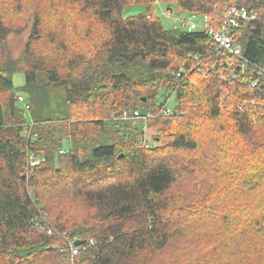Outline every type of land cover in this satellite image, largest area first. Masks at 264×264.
Instances as JSON below:
<instances>
[{
	"label": "trees",
	"instance_id": "obj_1",
	"mask_svg": "<svg viewBox=\"0 0 264 264\" xmlns=\"http://www.w3.org/2000/svg\"><path fill=\"white\" fill-rule=\"evenodd\" d=\"M237 1L257 15L229 31L239 56L156 15L218 29ZM30 24L14 59L8 39ZM184 180L192 194H177ZM169 255L264 264V0H0V264Z\"/></svg>",
	"mask_w": 264,
	"mask_h": 264
},
{
	"label": "built area",
	"instance_id": "obj_2",
	"mask_svg": "<svg viewBox=\"0 0 264 264\" xmlns=\"http://www.w3.org/2000/svg\"><path fill=\"white\" fill-rule=\"evenodd\" d=\"M162 15L165 18L172 19L173 14L171 11L163 10L161 8ZM175 18V28L180 30H186L188 32L204 31L212 36L218 44L216 48V54L221 55L223 51L228 52L229 54L239 55L241 52L240 46H234L233 40L229 31L231 28H239L242 21H250L256 19L257 15L253 12H250L246 6L242 5L241 1H237L235 5L227 6L225 9L224 21L220 25V28L216 29L210 24V20L206 15H191L189 18L185 17H176ZM200 20V22H198ZM19 102H24V98L19 96ZM170 114V111L167 112ZM140 114L136 112L135 119L140 118ZM150 117V116H149ZM145 117L144 119H147ZM145 128V127H144ZM145 130V129H144ZM43 160L36 158L34 155L30 157L29 169L35 168L40 165ZM78 240H74L71 243L72 254L76 255L79 252V248L75 246V243Z\"/></svg>",
	"mask_w": 264,
	"mask_h": 264
},
{
	"label": "rangeland",
	"instance_id": "obj_3",
	"mask_svg": "<svg viewBox=\"0 0 264 264\" xmlns=\"http://www.w3.org/2000/svg\"><path fill=\"white\" fill-rule=\"evenodd\" d=\"M161 7L159 5L156 6V15L162 20L165 28H167V29L173 28V26H175V23L177 21V20L175 21L174 16L179 17L180 15L173 13L172 19L165 18L162 15ZM162 8H163V10H167L166 7H162ZM144 10H145L144 7H130L125 11V16L136 15V14L143 12ZM198 22H200V20ZM31 24L29 25L28 29L25 30L24 32H22L21 34H12V35H10V37L8 39L11 54H12V57L14 59H17L21 56L23 50L25 49V46L28 43L29 37L31 35V30H32ZM13 81H14V85L16 87V91H18L19 89H21V87H23V85L26 82L25 75L23 73H18L16 75H14ZM159 102H163V99L159 98ZM174 104H175L174 100L171 101L172 107L174 106ZM16 106L18 108L24 107L22 103H17ZM145 130H146V137H147L149 144H153L154 138L156 137V134H157L156 133V126L150 125V126H148V129H146V127H145ZM202 180H205V178ZM209 180H210V178H209ZM184 181L185 182H183L181 184V186L178 187L177 194H179V195L182 194V196L186 195L187 193L192 194L194 192V191H192L193 190L192 185L189 182H187V180H184ZM206 184H208L212 187L216 183H215L214 179H211L210 181H207V183H205V185ZM206 187H207V185H206ZM239 199L243 202V199H241L240 197H239ZM78 206H80V205H78ZM76 207H75V209H76ZM194 209H198V208H194ZM195 211H193L192 213H195ZM194 223H196V222H194ZM210 226H211V222L207 221L205 227L209 231V233H210V229H209ZM171 259H172V257H171V255H169V256H166V259H164V258L159 259L158 262H156L155 264H164L166 261H169Z\"/></svg>",
	"mask_w": 264,
	"mask_h": 264
},
{
	"label": "water",
	"instance_id": "obj_4",
	"mask_svg": "<svg viewBox=\"0 0 264 264\" xmlns=\"http://www.w3.org/2000/svg\"><path fill=\"white\" fill-rule=\"evenodd\" d=\"M143 101H147V98H144ZM15 103H16L15 98H12V99L10 100V105H11L12 110H14ZM120 157H122V155H121ZM85 243H86L85 241H77V242L75 243V246L79 247V246H81V245H84Z\"/></svg>",
	"mask_w": 264,
	"mask_h": 264
},
{
	"label": "bare ground",
	"instance_id": "obj_5",
	"mask_svg": "<svg viewBox=\"0 0 264 264\" xmlns=\"http://www.w3.org/2000/svg\"><path fill=\"white\" fill-rule=\"evenodd\" d=\"M185 18H186V17H185ZM254 20H255V19H254ZM254 20H253V21H254ZM242 23H248V22H244V21H243ZM247 25H248V24H247ZM247 25H246V26H247ZM242 26H243V25H241L240 27H242ZM233 29H235V28H233ZM231 31H232V30H231ZM233 31H235V30H233ZM207 34H208V33H207ZM229 34H230V33H229ZM231 36H232V33H231ZM212 38H213V37H212ZM213 39H214V38H213ZM233 42H234V40H233ZM216 44H217V42H216ZM217 46H218V45H217ZM241 49H242V48H241ZM225 52H226V51H225ZM241 52H242V50H241ZM241 52H240V53H241ZM221 55H222V54H221ZM229 55H232V54H229ZM233 55H234V54H233ZM238 56H239V55H238ZM167 107H168V106H167ZM147 120H148V118H147ZM147 120H146V121H147ZM146 129H147V127H146ZM29 158H30V157H29ZM28 161H29V159H28ZM29 172H30V171H28V173H29Z\"/></svg>",
	"mask_w": 264,
	"mask_h": 264
}]
</instances>
